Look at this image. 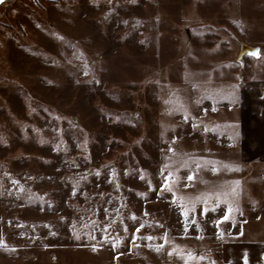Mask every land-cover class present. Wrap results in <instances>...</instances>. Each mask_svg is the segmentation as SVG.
Instances as JSON below:
<instances>
[{"label":"rangeland","instance_id":"obj_1","mask_svg":"<svg viewBox=\"0 0 264 264\" xmlns=\"http://www.w3.org/2000/svg\"><path fill=\"white\" fill-rule=\"evenodd\" d=\"M256 80L264 0H5L0 264L264 240V157L237 155L233 100Z\"/></svg>","mask_w":264,"mask_h":264},{"label":"crops","instance_id":"obj_2","mask_svg":"<svg viewBox=\"0 0 264 264\" xmlns=\"http://www.w3.org/2000/svg\"><path fill=\"white\" fill-rule=\"evenodd\" d=\"M238 89L239 94L237 98L233 99L240 100L237 105L240 109L237 121L240 116L242 139L236 144L241 147V154L237 152V155L242 157L241 161L256 162L264 157V135L250 134L247 136V130L255 129L250 126L254 125V120L260 125L264 124V106L261 105L264 102V81L256 80L246 85L241 84ZM235 105L232 103L228 106L230 115L231 113L232 115L238 113L236 110L234 111ZM228 121L230 123L236 121L234 115L229 117ZM259 131H264V128L260 126ZM186 262L187 264H264V240L230 241L218 249L206 250V252L203 248L188 245L169 247L163 252V259L160 264H186ZM155 264L159 263L156 262Z\"/></svg>","mask_w":264,"mask_h":264},{"label":"snow or ice","instance_id":"obj_3","mask_svg":"<svg viewBox=\"0 0 264 264\" xmlns=\"http://www.w3.org/2000/svg\"><path fill=\"white\" fill-rule=\"evenodd\" d=\"M5 2V0H0V4H3ZM250 54H252V55H256V54H258V50H256L255 52H253V53H250ZM170 151H172L171 149H170ZM197 167H200V165H197ZM168 176H169V178H171V176H172V173L171 172H169L168 173ZM193 177L192 176H189L188 177V179L189 180H191ZM238 183V182H237ZM168 185H167V183L165 184V187H167ZM169 190H171V189H169ZM226 195V194H225ZM233 209H232V207H231V205H229V207H228V212H231ZM204 211L205 212H207V209L205 208L204 209ZM225 219H227V216H225L224 217ZM149 239H151V237H149ZM165 242L167 243V239H166V237H165ZM190 256H191V254H189ZM186 264H187V262H186Z\"/></svg>","mask_w":264,"mask_h":264},{"label":"water","instance_id":"obj_4","mask_svg":"<svg viewBox=\"0 0 264 264\" xmlns=\"http://www.w3.org/2000/svg\"><path fill=\"white\" fill-rule=\"evenodd\" d=\"M0 5H1V4H0ZM256 50H258V54H256V55H252V54H250V53L255 52ZM241 53H242V55H248V56L256 57V56L259 55V49H257V48H252V47H250V46H248V45H246V44H243V45H242Z\"/></svg>","mask_w":264,"mask_h":264}]
</instances>
